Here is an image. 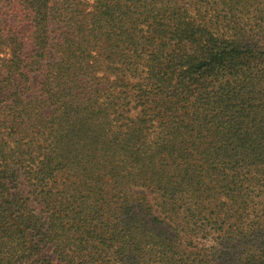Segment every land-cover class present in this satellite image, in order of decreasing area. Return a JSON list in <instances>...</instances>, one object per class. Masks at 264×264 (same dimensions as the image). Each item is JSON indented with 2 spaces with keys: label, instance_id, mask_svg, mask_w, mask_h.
<instances>
[{
  "label": "trees",
  "instance_id": "16d2710c",
  "mask_svg": "<svg viewBox=\"0 0 264 264\" xmlns=\"http://www.w3.org/2000/svg\"><path fill=\"white\" fill-rule=\"evenodd\" d=\"M0 264H264V0H0Z\"/></svg>",
  "mask_w": 264,
  "mask_h": 264
}]
</instances>
